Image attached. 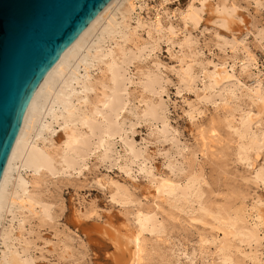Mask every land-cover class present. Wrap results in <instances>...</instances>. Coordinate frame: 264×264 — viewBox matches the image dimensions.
I'll return each mask as SVG.
<instances>
[{"label":"rangeland","instance_id":"obj_1","mask_svg":"<svg viewBox=\"0 0 264 264\" xmlns=\"http://www.w3.org/2000/svg\"><path fill=\"white\" fill-rule=\"evenodd\" d=\"M189 1L147 0L149 15H153L158 6L178 11ZM213 3L214 8H206L198 24L189 23L184 27L178 17H173L171 21L177 32L171 40L166 38L167 30L162 32L165 36L159 41H156L158 33L149 35L141 31L140 37L127 42V47L145 41H150L151 46L128 68L126 88L129 98L119 116L123 126L112 139L111 153L116 156L119 152L122 155L120 160L124 161L127 155L124 140H132L142 150L140 161H143L141 165L145 170L134 164L132 175L127 174L120 167V162L102 159L103 147L92 149L75 169L61 168L60 163L55 173H35L22 168L21 175L29 181L28 191L37 196L40 204H36L34 211L24 208L17 209L14 215L6 213L1 227L12 233L10 244L19 246V238L31 241L32 246H36L32 254L44 264H127L132 245L126 230L134 227L133 211L141 207L153 210L163 228L161 238L146 234V247L150 253L145 256V264H175L169 261L173 248L194 251L197 264H212L216 257L213 254L215 245L209 240L215 237L214 229L209 224L191 222L185 213L172 212L164 198L157 200L159 207L150 198H144V195L150 197L148 191L152 189V181L169 178L183 186L190 179H196L198 200L193 202L194 214L202 211V204L213 211L220 207L250 209L257 196L262 199L260 207L264 206V186L257 187L251 181V168L238 159L235 152L237 143L225 117L228 106L239 105L242 111H236L233 121L237 124L240 114L249 109L257 111V104L245 86L236 83L221 85L226 100L216 96V102H211L204 97L213 91L219 92V87L211 89L212 92L206 88L210 81L205 76L216 69L218 62L228 61L229 73L248 86L253 83L254 76L248 75L251 69L245 71L241 68L240 59L248 52L253 53L263 68L264 0H213ZM143 15H148L147 9ZM224 15L227 18L223 19ZM135 22L134 17L132 23ZM117 39L121 41L119 37ZM224 42H227L225 48L222 47ZM105 46L117 48L114 40L107 41ZM105 67V63H96L91 67L92 75L105 77ZM184 68L196 76L194 83L187 84L181 80ZM80 70L83 74L82 67ZM149 73L157 74L161 79L157 94L142 92L139 81ZM262 77L264 85V74ZM91 96L93 99L97 97L94 92ZM161 98L165 103L164 122L137 116L143 112L147 102ZM45 120L52 121V118ZM165 125L168 130L166 137L159 135ZM214 129L224 138L218 149L212 152L215 148L205 149L201 133L211 136ZM65 139L64 127L53 121L39 142L40 146L61 151ZM170 162L175 171H171ZM257 163L264 165V154ZM111 182L121 184L130 192L125 205L113 202L114 185ZM90 206L102 212L101 216L87 217L86 207ZM202 238L207 239L204 246H209L203 254L200 252ZM97 246L108 247L100 252ZM4 249L5 244L0 239V259ZM178 264L191 263L182 256ZM253 264H264V261Z\"/></svg>","mask_w":264,"mask_h":264},{"label":"bare ground","instance_id":"obj_2","mask_svg":"<svg viewBox=\"0 0 264 264\" xmlns=\"http://www.w3.org/2000/svg\"><path fill=\"white\" fill-rule=\"evenodd\" d=\"M170 1L176 0H163ZM206 8H214L213 0H190L185 8L178 11L158 6L155 7L153 15H149L150 6L147 0H110L48 70L31 97L0 181V239L5 244L0 264H42L32 254V249L36 246H32L31 241L18 237L19 246L10 244L12 233L1 227L6 213L14 215L17 209L24 208L34 211L36 204H40L37 196L28 191L29 181L21 175L22 168L31 169L35 173H55L60 163L61 168L75 169L84 162L85 156L92 149L103 147L102 159L120 162V167L127 174L132 175L134 164L145 170L141 165L143 161H140L143 157L142 150L135 146L132 140H124L127 151L124 161L120 160L122 155L119 152L116 156H112L111 153L112 139L121 132L123 126L119 116L128 103L129 94L126 88L128 68L151 46L150 41H145L127 47V42L140 37L141 31H146L149 35L151 32L158 33L156 41H159L165 36L162 32L167 30L169 32L166 38L171 40L177 32L171 21L173 17H178L184 27L189 23L198 24ZM145 9L147 16L143 15ZM133 16L135 24L132 23ZM225 18L227 16L224 15L223 19ZM118 37L121 41L117 39ZM113 40L117 48L105 46L107 41ZM225 43L227 42L222 46L224 48L227 47ZM240 62L243 70H252L248 74L254 76L251 85L244 84L234 74L229 73L228 61L224 60L215 64L216 69L213 72L205 74L210 81L206 88L214 90L219 87V92L211 90L213 93L205 94L204 97L206 101L211 102H216V96L226 100L221 92V85L236 83L245 86L250 98L257 104V111L251 109L244 111L240 114L237 124L233 121L236 118V111H242L239 105L228 106L225 117L229 131L233 134L232 138L237 143L235 147L237 157L251 168V181L260 187L264 186V165L257 163L264 154L262 77L264 65L261 68L258 58L250 52L243 56ZM96 63L106 64L105 77L98 78L92 75L91 67ZM81 67L84 70L83 74L80 73ZM181 80L191 84L196 81V76L191 70L184 68ZM139 84L142 92L157 94L161 79L157 74L149 73L144 80L139 81ZM92 92L97 96L94 99L91 96ZM228 102L226 101L227 104ZM164 111L165 103L161 98L158 101L147 102L143 112L137 116L164 122L166 119ZM188 113L193 117L192 111L189 110ZM47 117H51L52 121H46ZM53 121L59 122L66 132L65 146L61 151L40 146L39 141ZM167 133L165 125L159 131V135L166 137ZM201 137L205 149L215 148L212 152L218 149L224 138L217 129H214L211 136H206L202 132ZM168 165L171 171H175L176 168L171 162ZM14 171L17 174H14ZM147 173L151 171L147 170ZM110 184L114 185L113 202L125 205L130 195L128 189L117 182ZM148 193L150 197L144 195V198H150L158 207L157 200L164 198L172 212L185 213L191 222L199 221L211 225L215 237L209 242L215 245L213 254L216 255L212 264H253L264 261L262 249L264 206L260 207L262 199L259 196L255 197L250 209L231 210L220 207L213 211L202 204V211L194 214L193 202L198 200V186L194 178L183 186L169 178L153 180L152 189ZM86 209L89 218L102 214L95 206ZM82 213H85V210H82ZM77 221L78 219L75 220ZM132 221L134 227L126 230L132 245L127 264H145V256L150 253L146 247V234L161 238L163 228L153 210H144L141 207L133 211ZM102 229H105V226L102 225ZM205 241L206 238L201 239L202 254L206 253L205 248L209 247L204 246ZM171 255L172 258L169 260L171 263H180L183 256L191 264H197L194 251H179L173 248ZM69 256H72L71 252ZM202 258L205 256L202 255Z\"/></svg>","mask_w":264,"mask_h":264},{"label":"water","instance_id":"obj_3","mask_svg":"<svg viewBox=\"0 0 264 264\" xmlns=\"http://www.w3.org/2000/svg\"><path fill=\"white\" fill-rule=\"evenodd\" d=\"M109 1L0 0V181L39 83Z\"/></svg>","mask_w":264,"mask_h":264}]
</instances>
